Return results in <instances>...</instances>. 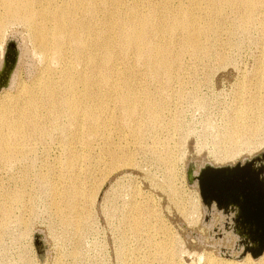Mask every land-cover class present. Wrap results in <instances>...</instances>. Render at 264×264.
<instances>
[{"label":"rangeland","instance_id":"rangeland-1","mask_svg":"<svg viewBox=\"0 0 264 264\" xmlns=\"http://www.w3.org/2000/svg\"><path fill=\"white\" fill-rule=\"evenodd\" d=\"M49 1L62 3V0ZM120 1L134 6L137 0ZM140 1L143 10L153 3L161 6L167 1L166 6L169 5L170 12L173 10L175 13L178 8L188 9L192 14L201 16V19L203 17L204 22L209 20L212 9L209 0H202L198 5L191 3V0ZM40 7L41 3H38L36 8ZM122 9L119 15L122 13L121 17H125L127 9ZM223 9L222 14H216L217 17L211 14V20L215 22L214 26L219 32L214 37H220V42L215 45L205 40L207 47H210L209 54H184V68L176 71L174 78L164 88L158 80L149 76L147 78L145 64L138 58V61H134L136 66L133 75L131 70H126V78L133 79L132 82L144 76L143 85L137 89L140 97L145 96V91H164V94L153 99L156 105L159 106L160 103L161 112L156 128L149 124V119H145V127H141L143 136L136 137L132 131L139 126L137 119H127L122 108L119 110V102H116V107L111 103L115 113L105 112V124L100 136L92 134L85 137L83 131L87 129V125L83 126L84 129H79V137L84 144L92 142V148L87 147L88 150L86 146L82 148L77 143L74 146L78 151L71 148L84 155L80 167L66 169L65 160L69 156L67 143L61 141L58 130L48 123L46 126L53 135L47 142L31 144L32 152L28 153L25 160L0 169V264H164L162 259L151 257L156 248L154 243L161 240L166 241L169 250L173 247L172 250L176 251L175 261L178 264L246 262V255L242 252L245 244L241 242L245 238L240 233L243 226H246V210L227 211L207 205L202 197L198 178L191 180L188 175L190 171L200 173L207 166L235 167L233 182L224 183L223 187L226 189L221 192L218 188L214 191L220 196L222 194L221 197L228 198L233 185L240 183L243 187L241 192L235 193L236 198L232 195L229 198L242 201L246 207V174H251L257 193L264 198V120L253 147L243 148L234 157H225L227 149L233 143L229 133L232 134L231 119L236 113L235 107L240 105L238 94L241 86L244 84L246 94L250 89H258L264 95V70H260L264 68V40L258 25L243 31L238 27L240 15L237 10H232L230 6H224ZM205 11L208 16L203 14ZM44 15L45 12L40 11L36 16L37 20H41ZM13 22L4 29L0 41V61L6 65L18 52L19 61L12 83L10 87L3 89L18 94L22 88L27 89L33 85L42 76L45 64L53 59L45 58L35 49L28 24ZM204 22L202 23L206 24L210 21ZM108 23H104L105 29ZM53 25L52 21H48V27ZM177 40L176 48L180 39ZM119 55L115 59H121L119 67L123 66L124 69L125 63L134 59L121 58L123 54ZM222 57L225 60H220ZM51 66L55 69L60 67L57 62H51ZM260 84L263 89L256 88ZM139 111L144 114L141 109ZM63 123L67 124L65 118ZM114 156L120 157L121 161L113 168L111 162ZM73 175L83 183L80 198L82 203L79 205L84 207L79 208L88 213L85 219L91 218L83 221V230L79 233L71 227L73 225L63 223L57 209V203L64 205L67 197L64 187L76 178ZM55 186L59 187V193ZM14 190L24 195L26 205L14 206L10 219H5L1 213L3 194ZM90 192L93 197L96 195L92 200H89ZM136 205L147 206L151 214L154 213L148 215L149 222L152 221V226L154 224L150 234L144 232L136 235L131 230L130 213L132 214V208ZM262 211L251 214L253 217H263ZM241 224L243 226L240 227ZM249 229L253 233L264 231V228L258 229L253 225L246 226V232ZM150 237L152 242L149 241ZM249 240L247 244L254 243L250 238ZM239 242L241 247L237 246ZM235 256L237 257L234 258ZM250 261L258 262L252 255Z\"/></svg>","mask_w":264,"mask_h":264},{"label":"bare ground","instance_id":"bare-ground-1","mask_svg":"<svg viewBox=\"0 0 264 264\" xmlns=\"http://www.w3.org/2000/svg\"><path fill=\"white\" fill-rule=\"evenodd\" d=\"M137 1L133 4L134 6H131L130 4H123L124 1L120 0H62L61 4H55L49 0H0V41H2L5 27L10 25V23L13 21L25 22L31 29V40L35 49L45 58L51 57L53 59L45 64L42 76L33 85L28 86L27 89L22 88V91L18 94H12L9 90L3 89L10 87L14 72L18 66L17 63L8 86L0 90V92L2 91L0 94V169L25 160L28 153L32 152L31 144L47 142L53 135L51 129L46 126L48 123L58 130L61 135V141L67 143L66 147L69 150V156L65 160L66 169L73 170L77 166L80 167V164H82L80 161H83L84 155L82 156L81 152L76 153L73 150L76 149L74 144L77 143L82 148L85 146L86 148H92V142L89 145H85L79 137V129L87 125V129L83 131L85 137L92 134L99 135L103 129V124H105V112L115 113L113 111L115 109L114 106H110L111 103L116 107V102H119L118 104L121 105L119 110L122 108L127 119H132L133 117L137 119L139 126H135L136 129L132 131L136 137L140 138L143 136L141 127L144 126V122L147 119H149V124L156 128L160 122L161 112L159 110L160 103L158 106L154 100L155 97L164 94V91H162L163 93L145 91V96L140 97L137 89H140V86L143 85L142 78L144 76L138 77L136 82H132L134 81L133 79L126 78V70L128 72L131 70L133 75L136 66L134 61L140 59L144 62L145 69L148 71L147 78L149 76L155 81L158 80L159 84L164 88L174 78L176 71L184 68V63L182 62L184 54L189 53L196 56L202 52L209 54L208 41L210 43L213 42L215 45L220 42H218L220 37H214L215 33L219 32L214 26L215 22L213 23V20H211V14H222L224 6H230L234 11L237 10V14L240 15L238 17V27L243 31L258 25L264 40V0H209L210 8H212H209L211 14L208 16L207 11L203 14L209 17V20H207L211 23L207 20L206 22L208 23L202 21L203 17L201 19V16L192 14L188 9L178 8L175 13H173V10L170 12L169 5L166 6L167 1L166 3L163 2L161 6L153 3L145 10L140 7L141 1ZM200 1L203 2L202 0H191V3L198 5ZM204 1L208 2V0ZM38 3H41L43 8L37 9ZM122 8L127 9L125 17H121L122 13L119 15L123 10ZM200 10L202 9L200 8ZM40 11L45 12V15L41 20H37L36 16ZM217 15L213 17H217ZM48 21L54 23L51 28L48 27ZM105 21L109 22L108 25L106 24V29L104 26ZM177 39H180V41L179 46L176 48ZM205 40H208L207 43ZM262 48L264 57V46ZM3 52L4 50L2 49L1 53ZM132 53L136 56L134 54L130 56ZM119 54H123L121 58H134H132L133 61L127 60L128 63L126 62L124 66L125 69L123 66L119 67L120 63H122L119 62L120 58L115 59V57L120 56ZM220 60L225 59L222 57ZM51 62H57L60 67L58 69L53 68ZM260 70L263 71L264 68ZM261 87L263 89L261 84L256 86L259 89ZM241 88V92L237 93L240 105L234 106L236 113L231 119L232 134H229L233 143L225 153L226 158L236 156L243 148L250 149L256 143L255 141L261 131V123L264 120V95L262 96V93L259 92L260 90L257 91L258 89L254 90L253 88L246 94L245 90L247 89L244 90V84ZM114 115L116 116V114ZM64 118L66 119V125L63 123ZM108 121H110V118ZM127 125L129 127V124ZM132 129L133 127L130 128V130ZM84 140L88 141L86 138ZM137 143L139 144L138 141ZM170 154L172 153L170 152ZM120 161V157L114 156L111 162L113 168L115 165H119ZM69 169L68 171L70 172ZM46 179L44 180L43 178V181H46ZM81 181V179L76 177L72 183L65 184L64 191L67 197L63 203L64 205H58L57 203L58 207L56 206L63 223L65 225H73L71 227H74L77 233L83 230V221L91 219H88L89 217L87 218L88 220L85 219L88 213L84 210L81 211L79 208L84 207L80 206V203H82L80 198L83 194V183L81 184ZM49 183L51 185V182ZM55 189L59 193V187L56 188L55 186ZM90 193L89 200L90 198L92 200L96 195L93 197V193ZM3 195L4 204L1 208V213L5 219H10L14 206L20 204L25 207L26 205V201L23 199L24 195L19 191H7ZM213 206L218 208V204L215 202ZM230 208L233 209V207ZM132 209V214L130 213L132 227H130L134 231L133 233L136 235L144 232L150 234L151 227L153 228L154 226V224L152 226V221L149 222L148 220V215L151 214L150 208L136 205ZM251 225L254 226L255 222L246 220V226ZM246 226L244 225L245 230L243 229L240 232L245 238L244 241H241L245 244L242 251L246 255H244L246 257L244 264H264V252L258 257H254L251 252V250L258 248L259 243L247 244L250 241V237L254 235L257 237L256 235L258 234L253 233L252 229L246 232ZM149 241L152 242L151 237ZM241 242L238 243V247H241ZM154 245H156V248L151 257L162 259L164 264H178L175 261L176 251L172 250V246L169 250L166 241L161 240L154 243ZM249 252L258 262L253 263L250 261L251 255ZM227 256L230 257V255ZM131 264L146 263L137 262Z\"/></svg>","mask_w":264,"mask_h":264},{"label":"water","instance_id":"water-1","mask_svg":"<svg viewBox=\"0 0 264 264\" xmlns=\"http://www.w3.org/2000/svg\"><path fill=\"white\" fill-rule=\"evenodd\" d=\"M18 52L16 56H14L11 61L8 64H4L3 61H0V90H2L4 87L8 86L10 77L12 75V72L16 68V64L18 63ZM264 156V154L262 155ZM235 167H213V166H207L204 169H202V172L195 173L194 171H190L188 173L190 179L192 180L194 177H197L199 180L200 188H201V194L204 199V202L209 205L213 206L214 202L218 204V208L221 209L224 208L225 210L229 211L230 207H233L232 211L237 210H246V220H252L255 222L254 227L256 226L258 229H263L264 227V215L263 217H259L258 215H253L251 212L255 211H261L264 213V198H261V195L257 193L256 188L254 187L253 182V175L246 174V207L242 204V201L240 200H234L229 198L231 195L235 196L236 192H241V186L240 183L238 185H233V188L230 189V194L228 198L221 197L220 194L217 193V191L214 189L218 188V191L225 190L226 188L223 187L224 183L233 182L232 179L235 175ZM247 173V172H246ZM263 187H264V181ZM227 195V194H226ZM249 199V200H248ZM228 202V203H226ZM212 204V205H211ZM219 208V209H220ZM214 209V207H213ZM212 210V208H211ZM249 212V213H248ZM238 213V212H236ZM252 218H250V216ZM258 225V226H257ZM258 235L255 237H250V239L253 242L259 243V246L256 250H251L252 255L254 257H258L264 252V231L260 230L257 232Z\"/></svg>","mask_w":264,"mask_h":264}]
</instances>
